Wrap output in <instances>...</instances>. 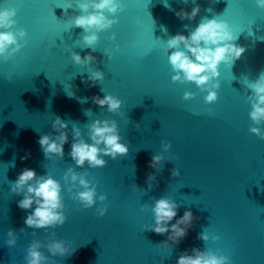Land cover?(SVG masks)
<instances>
[{"label":"water","instance_id":"water-1","mask_svg":"<svg viewBox=\"0 0 264 264\" xmlns=\"http://www.w3.org/2000/svg\"><path fill=\"white\" fill-rule=\"evenodd\" d=\"M80 2L85 0H0V8L17 9L14 28L27 32V43L13 58L0 57V264H26L28 244L33 239L47 243L52 232L76 249L53 257L57 264H176L192 247L220 249L231 264H264V139L250 131L251 89L245 91L248 80L255 82L264 72V9L255 0H120L124 11L116 14L117 23L98 33L93 52L82 48L86 33L72 24L83 14ZM195 4L200 11L194 19L175 15L182 8L190 12ZM214 17L229 24L237 35L233 43L245 51L231 65L220 64L214 78L221 85L218 99L206 104L207 93L194 82L172 81L164 49L170 37L187 35L203 18ZM106 48L113 51L111 59L103 52ZM71 51L82 57L91 53L96 62L76 65ZM92 70L104 74L95 85L87 80ZM185 91L196 95L185 100ZM107 93L124 101L119 114L93 103V96ZM86 110L92 115H84ZM56 116L68 122V143L63 157L49 159L37 141L55 135L51 121ZM104 118L117 121L128 154L115 160L104 156V167H77L96 184L97 197L107 196V212L99 216L102 202L97 198L84 208L72 198L82 188L69 192L62 177L75 166L69 155L72 124L91 143L85 125ZM169 141L171 148L164 152L162 142ZM156 153L164 155L160 170L149 163ZM25 167L60 181L67 217L63 225L47 231L25 225L33 209H20L23 193L11 191ZM175 167L180 175L174 177ZM150 174L156 178L152 189ZM164 196L180 205L170 223L186 209L195 217L187 235L170 248L160 245L167 234L143 231V225L154 223V200ZM9 229L18 236L14 246L6 243ZM203 230L220 239H199Z\"/></svg>","mask_w":264,"mask_h":264},{"label":"clouds","instance_id":"clouds-1","mask_svg":"<svg viewBox=\"0 0 264 264\" xmlns=\"http://www.w3.org/2000/svg\"><path fill=\"white\" fill-rule=\"evenodd\" d=\"M183 2L187 3V0H183ZM255 4L258 8L264 9V0H255ZM78 7L83 14L76 16L72 20V24L82 28L86 33L82 39V48H91L95 52L96 48L93 46L99 40L98 33L111 28L113 24L118 22L116 14L124 11V5L120 0H85V2L78 3ZM199 11L200 5L195 4L190 12L182 8L176 11L175 15L181 20L185 18L192 20ZM16 15L17 9L13 6L0 8V29H3L0 31V57H3L5 61L13 58L15 53L27 43L25 39L26 30L23 27L14 28L17 24ZM110 39L114 41L116 34L113 33ZM236 39L237 35L234 34L229 24L216 17L212 19L203 18L187 35L177 33L170 37L164 52L167 54L171 69L174 72L171 77L172 81L194 82L201 92L207 93L204 96L205 103H214L218 99L216 89L221 86L220 82L214 79L220 75V64L223 62L231 65L245 51L244 47L233 43ZM119 47L116 44L114 50L119 51ZM103 52L109 59L112 58L113 51L106 48ZM71 59L80 66L95 64L96 62V57L91 53L82 57L80 53L75 51H71ZM103 79L104 74L101 71L92 70L88 72L87 80L91 81L92 85ZM84 82L87 84V81ZM245 86V91L251 89V94L247 96L251 103L249 116L253 122L250 131L264 139V128L260 127V125H264V72L258 75L255 82L248 80ZM101 91L104 89L102 88ZM195 95L196 93L192 91H185L183 98L188 100ZM92 101L101 108L107 106L109 113L118 114L124 103L120 98L110 93L103 97L93 96ZM208 112L211 114L212 110L208 109ZM84 115L91 116V110H86ZM51 127L55 135H42L37 142L45 157L49 159L53 155L63 157L64 145L68 143V122L56 116L51 121ZM85 127L91 143L84 138L81 128L76 123L72 124L73 140L69 155L75 161V166H69L62 179L69 192L78 186L82 188V190L74 192L72 198L79 201L84 208H91L96 204L98 198L102 203L97 208V214L103 216L107 212V204L103 203L107 200L106 194H100L97 197L96 184L86 178L87 172L77 171V167L84 168L86 164L90 168L104 167L107 164L104 156H108L112 160L126 156L128 146L122 142L115 119H95L86 124ZM162 147L164 152H168L171 148V142H162ZM27 158L26 155L21 159ZM163 160V153L154 154L149 162L150 167L160 170ZM171 175L179 176L180 169L178 167L173 168ZM155 179V176L151 174L148 176L149 189L153 188L152 181ZM132 187L137 188L135 184ZM11 191L16 194L23 193V198L17 202L20 209H33L28 212L24 220L25 225L29 228H43L47 231L48 228H55L66 222L62 185L52 175L38 176L35 169L25 167L18 174L17 179L11 183ZM33 205H35L34 208ZM141 207L143 209L144 205ZM179 207L180 205L168 196L155 199L151 209L154 213V223L143 225V231L151 230L157 234H167V239L160 244L164 247L170 248L172 244L178 245L187 235L188 229L192 227L195 219L192 211L186 209L183 215L175 220V223H170L177 217ZM23 231L22 228L21 232ZM7 236L6 243L9 246H14L18 239L15 231L9 229ZM55 236L56 233L52 232V238L48 239L47 243L40 239H33L26 249V256L24 257L26 264H57L53 257H65L76 251L69 241L62 238L57 239ZM198 238L207 242L210 239L217 241L220 236L203 230ZM44 248L51 254L50 256L42 251ZM176 264H231V260L229 255L224 254L220 249L201 250L198 247H192L190 250L185 249L180 254Z\"/></svg>","mask_w":264,"mask_h":264}]
</instances>
